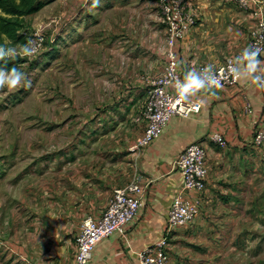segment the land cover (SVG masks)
Listing matches in <instances>:
<instances>
[{"label":"crops","instance_id":"obj_1","mask_svg":"<svg viewBox=\"0 0 264 264\" xmlns=\"http://www.w3.org/2000/svg\"><path fill=\"white\" fill-rule=\"evenodd\" d=\"M185 2L196 25L174 47L165 30L156 75L170 49L179 70L188 72L200 64L219 66L238 57L249 47L258 18L264 19V0L245 8L225 0ZM150 77L122 95L121 105L117 100L97 115L95 127H87L95 128L94 136L69 147L62 172L54 171L35 192L34 218L48 215L33 228L39 232L29 241H0V264H75L82 221L99 218L113 191L134 180L145 190L143 206L123 233L97 245L91 264H141L139 253L163 237L171 205L183 191L176 159L194 142L207 150V187L184 192L198 213L172 233L168 264H264V144L253 142L264 118L263 88L240 78L231 86L200 90L193 97L201 105L199 112L173 117L149 146L134 150L146 127L142 112ZM215 134L225 138L224 147L213 141ZM27 223L31 225L26 219L21 223L20 231H26Z\"/></svg>","mask_w":264,"mask_h":264},{"label":"rangeland","instance_id":"obj_2","mask_svg":"<svg viewBox=\"0 0 264 264\" xmlns=\"http://www.w3.org/2000/svg\"><path fill=\"white\" fill-rule=\"evenodd\" d=\"M44 1L25 18L22 37L3 44L19 51L32 31L48 26L36 55L8 61L31 87L0 88V241L6 243L39 232L33 228L48 215L34 218L36 190L62 172L70 146L95 135L87 127H95L98 114L156 75L166 38L159 0H100L97 7L92 0ZM25 219L31 225L20 231Z\"/></svg>","mask_w":264,"mask_h":264},{"label":"built area","instance_id":"obj_3","mask_svg":"<svg viewBox=\"0 0 264 264\" xmlns=\"http://www.w3.org/2000/svg\"><path fill=\"white\" fill-rule=\"evenodd\" d=\"M225 1L235 2L245 8L250 2L260 0ZM159 3L170 45L174 47L176 41L196 25L197 18L189 12L185 0H159ZM255 14L260 15L258 12ZM47 28V25L40 26L32 31L26 39L27 41L33 40V46L37 49L35 55L43 47L44 32ZM37 33L40 35L37 36ZM249 47L259 48L261 53L264 50V19L262 18H258L254 25ZM236 58L229 57L225 63L219 66L200 64L195 71H200L211 65L212 71L219 81V86L211 89L231 86L239 80L229 71L230 65L235 64ZM187 73L188 71L179 70L178 58L174 50L170 49L168 60L161 73L150 77V86L142 114L146 127L143 135L135 144L134 150L149 146L163 133L173 117H187L192 113L199 112L201 105L193 98L195 94L184 99L178 92L177 82H183ZM262 88L264 94V87ZM212 139L219 146L224 147L227 143L220 134L213 135ZM253 142L255 145L264 144V118L257 125ZM175 169L183 175V191L177 194L171 205L163 237L139 253L141 264H168L172 233L176 229L188 225L196 217L198 207L184 197V192H202L206 189L209 175L206 148L199 142L188 145L177 157ZM144 197L143 186L138 180H134L113 191L107 207L99 218H85L77 235L75 264H91L95 248L103 239L115 233H123L124 227L136 217L143 206Z\"/></svg>","mask_w":264,"mask_h":264},{"label":"clouds","instance_id":"obj_4","mask_svg":"<svg viewBox=\"0 0 264 264\" xmlns=\"http://www.w3.org/2000/svg\"><path fill=\"white\" fill-rule=\"evenodd\" d=\"M100 0H92V6L97 7ZM37 36L40 34L37 33ZM37 49L33 46V40L29 39L27 43L17 47H5L0 45V88L16 90L21 87H31V82L26 74L19 67L8 66L9 60H15L18 55L30 57L35 55ZM261 49L248 47L243 50L240 56L236 58L235 64L230 65L229 71L237 79H251L260 87H264V59H261ZM219 81L212 71L211 65L206 66L200 71H190L185 75L183 82H177L179 95L187 99L189 95H194L200 90L218 87Z\"/></svg>","mask_w":264,"mask_h":264},{"label":"trees","instance_id":"obj_5","mask_svg":"<svg viewBox=\"0 0 264 264\" xmlns=\"http://www.w3.org/2000/svg\"><path fill=\"white\" fill-rule=\"evenodd\" d=\"M45 5L44 0H0V45H3L6 39L19 40L22 37L20 33L24 29L25 18L36 14ZM13 65L8 62L9 67Z\"/></svg>","mask_w":264,"mask_h":264}]
</instances>
